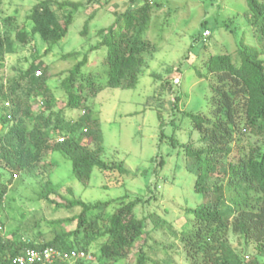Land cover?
<instances>
[{
    "label": "trees",
    "instance_id": "trees-1",
    "mask_svg": "<svg viewBox=\"0 0 264 264\" xmlns=\"http://www.w3.org/2000/svg\"><path fill=\"white\" fill-rule=\"evenodd\" d=\"M246 2L244 16L259 45L247 44L241 38L236 60L230 52L209 55L201 64L203 69L198 68L196 73L211 82L210 107L202 112L182 110L179 124L172 121L178 127L187 122L190 137L197 134L198 139L183 143L174 134L167 136L164 129L161 132V139L167 137L172 149L184 153L187 170L196 176L194 189L204 195L202 203L186 210L188 218L178 234L189 264H259L256 257L246 260L250 256L244 253L250 244L264 256V0ZM2 3L0 0V20L4 18ZM154 5L160 6L154 0H132L124 11L114 12L115 20L110 25L97 31L96 44L83 53L64 55L82 58L60 82L65 106L57 111L54 106L58 100L48 85L46 69L36 74L42 64L41 60L36 62V48L35 60L20 69L19 75L9 79L0 75V225L4 227L2 211L8 182H12L6 174L43 178L39 198L53 205L54 211L80 208L71 216L47 220L53 237L44 242L31 237L6 239L0 231V264H11L27 246L89 253L94 244H98V253L89 254L97 255L99 264H106L128 259L137 241L148 233V218H137L134 213L141 198L129 202L121 199L118 208L107 214L105 210L113 201L86 202L74 194L72 187L66 188V196L61 192L62 183L51 180L42 162L46 152H61L71 161L74 176L86 186L95 167L128 173L122 162H107L101 157L104 146L98 118L89 109L78 118L66 117L65 109L87 108V98L105 87H137L148 62L146 56L151 58L157 51L148 36ZM84 6L74 0H37L26 17L30 30L23 25L12 35L9 29H0V71L6 55L30 44L35 35L47 50L52 49L67 35L75 13ZM93 17L85 22L82 35L88 33ZM202 27L198 38L208 26L202 23ZM101 48H106L105 81L82 69L89 54ZM40 96L43 106L35 110L34 102ZM26 119L36 123L31 127ZM60 137L63 141H58ZM164 163L162 156L159 167ZM162 223L156 222L155 228ZM72 224L74 227L68 228ZM231 235L242 251L233 246ZM136 252V264H147L144 242ZM54 264L93 263L91 259H78Z\"/></svg>",
    "mask_w": 264,
    "mask_h": 264
},
{
    "label": "rangeland",
    "instance_id": "rangeland-1",
    "mask_svg": "<svg viewBox=\"0 0 264 264\" xmlns=\"http://www.w3.org/2000/svg\"><path fill=\"white\" fill-rule=\"evenodd\" d=\"M74 1H81L85 6L75 13L67 35L60 42L47 50V45L35 35L30 44L19 46L17 52L6 55L5 65L0 71V75L6 79L19 75L20 69L28 68L35 60L36 48L39 51L36 62L41 60L40 70L46 69L48 85L58 100L54 106L56 111L65 106L62 101L64 94L59 88L60 82L82 58L81 55L78 59L64 58V55L74 51L83 53L96 44L99 40L97 31L115 20V11H124L132 2ZM154 1L160 6L154 5L148 36L157 45V51L151 58L146 56L148 62L137 87H105L87 98V108L65 109L66 117L78 118L84 109H89L98 118L104 146L101 157L107 162H122L128 173L101 171L95 167L86 186L74 176L71 161L61 152H46L42 162L45 163L42 166L46 167L47 173L50 172L51 180L62 183L61 192L66 196H69L66 188L72 187L74 194L86 202L113 201L105 210L107 214L118 208L121 199L129 202L141 198L134 213L137 218H148V233L137 241L134 253L128 259L106 264H136V251L143 242L148 257L147 264H189L178 234L188 218L186 210L202 203L204 195L194 189L196 176L187 170L184 153L172 149L167 137L161 139V132L164 129L167 136L174 134L183 143L191 139L197 140V134L190 137L187 122L181 127L172 123L179 124L182 110L202 112L210 107L211 82L200 78L196 70L203 69L202 62L211 54L230 52L236 60L238 41L241 38L247 44L259 45L244 16L246 0ZM36 2L37 0H3L1 8L4 18L0 20V29L7 28L12 35L23 25L30 30L31 24L26 17ZM92 14L94 17L90 21L89 31L82 35L84 24ZM202 23L207 24L210 35L206 37L204 30L203 35L198 38L203 30ZM105 55L106 48L92 51L83 71L105 81ZM262 57L264 58V53ZM176 79L179 81L176 82ZM41 98L42 96L39 97ZM34 103L35 110L39 109L40 103ZM48 113L47 111L46 115ZM26 120L31 127L36 123ZM162 156L165 163L159 167L158 162ZM6 177L12 180L8 182L5 208L2 211L3 236L6 239L31 237L44 242L53 237L47 220L80 212V208L73 212L54 211L53 205L41 200L39 193L43 178L40 176L10 177L6 174ZM156 222H163V225L155 228ZM73 227L74 224L68 225V228ZM231 242L238 250H243L234 235H231ZM91 252L98 253V244L91 246L89 253ZM91 254L89 259L92 263L99 264L97 255ZM245 254L250 256L246 260L256 257L259 264H264V256L256 252L253 244L249 245Z\"/></svg>",
    "mask_w": 264,
    "mask_h": 264
},
{
    "label": "built area",
    "instance_id": "built-area-1",
    "mask_svg": "<svg viewBox=\"0 0 264 264\" xmlns=\"http://www.w3.org/2000/svg\"><path fill=\"white\" fill-rule=\"evenodd\" d=\"M205 35H210V30H205ZM37 74H41L37 70ZM179 80L176 79V82ZM84 113V112H83ZM64 137H60L58 141H63ZM0 231H4V227L0 225ZM90 255L84 250L63 251L54 246L43 247H25L20 254L13 258L11 264H54L57 261H75L78 259H89ZM248 258V256H246Z\"/></svg>",
    "mask_w": 264,
    "mask_h": 264
},
{
    "label": "clouds",
    "instance_id": "clouds-1",
    "mask_svg": "<svg viewBox=\"0 0 264 264\" xmlns=\"http://www.w3.org/2000/svg\"><path fill=\"white\" fill-rule=\"evenodd\" d=\"M41 72V71H40ZM36 74H37V71H36ZM38 75H40V74H38ZM38 102L40 103V105H39V107L41 108L42 106H43V103H42V101L39 99L38 100ZM6 105L7 106H9L10 104H9V102H6ZM42 105V106H41ZM10 117V116H9Z\"/></svg>",
    "mask_w": 264,
    "mask_h": 264
}]
</instances>
